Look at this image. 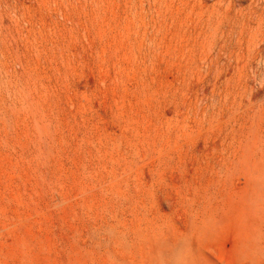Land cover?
Instances as JSON below:
<instances>
[{"label":"rangeland","instance_id":"obj_1","mask_svg":"<svg viewBox=\"0 0 264 264\" xmlns=\"http://www.w3.org/2000/svg\"><path fill=\"white\" fill-rule=\"evenodd\" d=\"M0 264H264V0H0Z\"/></svg>","mask_w":264,"mask_h":264}]
</instances>
